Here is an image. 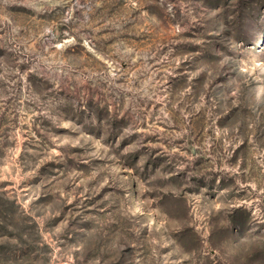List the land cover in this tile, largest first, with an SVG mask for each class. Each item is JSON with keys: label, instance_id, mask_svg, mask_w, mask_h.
<instances>
[{"label": "rangeland", "instance_id": "rangeland-1", "mask_svg": "<svg viewBox=\"0 0 264 264\" xmlns=\"http://www.w3.org/2000/svg\"><path fill=\"white\" fill-rule=\"evenodd\" d=\"M0 264H264V0H0Z\"/></svg>", "mask_w": 264, "mask_h": 264}]
</instances>
